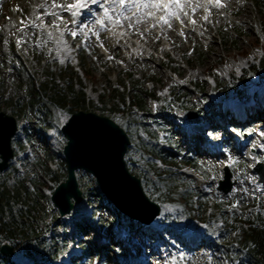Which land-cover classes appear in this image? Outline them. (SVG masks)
I'll use <instances>...</instances> for the list:
<instances>
[{
  "label": "rangeland",
  "instance_id": "obj_1",
  "mask_svg": "<svg viewBox=\"0 0 264 264\" xmlns=\"http://www.w3.org/2000/svg\"><path fill=\"white\" fill-rule=\"evenodd\" d=\"M72 1L4 0L0 3V110L14 115L19 121V129L12 140L15 158L9 168L0 172V180L11 187L20 179L34 193L33 197H37L38 193L42 195L39 202L49 215L53 212L59 218L67 219L66 235L61 225L53 226V231L59 239H66L67 249L74 256L82 252L81 244H88L90 258L88 261L80 258L77 261L79 264H132L135 256L145 257L151 264H234L237 234L233 231L225 234L222 222H215L214 219L211 227L189 220L183 228L185 220L181 217V223L174 221V224L155 220L149 226L138 227L136 223L130 233L114 223H110L107 230L102 229L103 223L99 226L89 215L99 210L95 217L104 223H109L110 218L115 216L94 176L87 171L78 172L81 188L85 186L90 192L82 199L83 207H77L78 211L72 216L60 217L57 209L48 202L52 192L49 186H53L54 182L46 174V164L54 170L65 169L63 147L66 138L59 124L65 122L68 111L54 106V122L42 132L38 128L43 122L42 114L35 107L28 106V92L32 83L43 90L50 74L57 78L55 85L51 86V80L50 87L47 86L48 94L54 92L53 86L58 90H67L71 85L77 90L82 84L89 106L100 104L99 95L109 87H118L127 96L133 95L134 83L140 88L154 90L160 98L157 102L148 100L151 112L143 115L137 109L125 108L123 117L141 120L151 130H158L160 145L165 149L168 144L163 137L167 134H171L174 143L181 146L182 154L186 148H192L190 154L197 159L198 169L182 164L180 154L177 159L182 167L177 170V175L189 180L195 190L208 191L203 198L206 200L205 210H212L215 199H223L229 217L233 213L238 216L252 214L256 207L250 206V203L264 192L263 186L249 184L257 180V175L251 171V164L264 162V86L254 91L248 85H235L238 93L223 100L211 93L199 94L193 83L204 82L208 91L212 92L215 79L233 82L232 75L242 73L249 63L263 55L261 15L264 0H223L225 7L222 8L200 0L204 6L196 10L195 16L189 13L182 21L186 27L184 31L178 28L179 21L174 18L170 20L169 27L161 22L160 25L155 24L156 19L144 21L146 18L141 17L139 24L133 19L130 27L129 21L123 20L125 25L108 26L110 30L107 32L100 30L98 23H92V29L79 30L85 22L66 12L55 16L50 14L55 11L57 3L67 5ZM102 2L108 4L109 0ZM45 3L50 5L41 11ZM96 5L92 10L99 13L100 4ZM185 5L194 7L196 0ZM209 9L212 10L210 15ZM157 14L154 12L152 16ZM18 16L23 17L25 24L17 22ZM126 16H134V13H126ZM193 20L195 23H192ZM114 29L116 35H113ZM96 31L102 36L95 35ZM71 32L77 35L73 37ZM121 33L128 41L126 44L116 38ZM63 43L68 45L66 49ZM199 47L203 50L202 58L195 53ZM244 50L246 54H242ZM81 54L84 55L83 68L89 76L81 67ZM245 59H248L246 66L238 71L235 63ZM225 66L229 70L223 77L221 70ZM200 74L209 77L210 81L201 79ZM175 85L183 87L187 93L192 92L185 99L189 109L201 111L204 115L197 122H188L192 119L184 121L176 105L171 109L166 107V101L172 96V90L171 95L169 91ZM18 101L24 104L25 114L17 113ZM162 106L166 108L160 109ZM225 116L236 118L242 130L230 129L225 138L222 134ZM204 128L208 134L202 132ZM142 134L144 141L152 143L147 135ZM229 143V147L226 146ZM131 152L134 153V149ZM243 160L248 163L247 168H244ZM225 163L231 166L235 183L228 195L219 192L217 197L218 181L223 177L221 167ZM138 164L134 161L136 167ZM175 207L161 205V210L170 212ZM80 218L85 227V234L82 235L75 227V220ZM163 227L168 229L164 231ZM146 230L156 238L147 237ZM183 232L186 235H182ZM45 234L48 237L50 231L43 228L42 235ZM101 235L106 238L102 240ZM127 245L131 247L127 248ZM116 255L122 256L123 261H117ZM62 261L69 264L67 254L63 255ZM135 263L139 264V261Z\"/></svg>",
  "mask_w": 264,
  "mask_h": 264
},
{
  "label": "trees",
  "instance_id": "obj_2",
  "mask_svg": "<svg viewBox=\"0 0 264 264\" xmlns=\"http://www.w3.org/2000/svg\"><path fill=\"white\" fill-rule=\"evenodd\" d=\"M262 5V4H261ZM262 26L264 30V4L262 5ZM197 57H203L202 47L195 51ZM246 54V51H242ZM81 67L85 75L89 76V72L84 69V55L79 56ZM57 76L49 75L48 82L43 85V90L32 83L28 92V106L36 108L42 114V124L38 128L44 132L48 126L54 122L52 108L59 107L67 109L68 116L79 110L94 111L101 115L109 116L123 125L124 129L129 133L131 145L127 152V164L131 172L136 174L142 180V184L149 197L161 205L171 204L176 206L175 210L170 212H161L160 220L167 221L169 224L176 222L181 223V217L185 220L183 227L188 225L189 220L203 222L211 227V221L222 222L224 233L236 232V263L234 264H264V204L263 195L250 203V206L256 207L252 214H244L238 216L233 213L229 217L227 209L224 207L223 199H215L212 210H205L206 200L199 195L198 191L192 187L189 180L177 175L180 161L177 155L182 154L181 147L174 143L172 135L168 134L164 138L171 150L175 149V153L168 152L160 146V138L157 133L151 130L144 122H137L134 118H124L123 111L125 108L137 109L144 112H149L147 106V97L159 99L154 90L140 88L137 83L133 85V95L127 96L119 91L118 87H109L99 95L100 104H87L84 87L82 84L79 89H74L70 85L67 90H58L53 86L54 92L47 93V86L50 87V81L56 83ZM71 79V78H70ZM233 82H225L221 79H215L216 84L212 92H209L206 84L195 82L197 92L202 95L211 93L219 99L226 100L235 96L238 90L235 85H248L254 91L264 86V49L263 55L257 58L255 62L248 64V67L242 73L232 75ZM68 86V85H67ZM60 89V88H59ZM43 91V92H41ZM192 95V92L187 93L183 87L175 85L172 88V96L166 101V107L171 109L174 105L182 112V117L186 119L184 112L189 110L186 96ZM110 104L109 106L107 104ZM17 109L19 114H25V106L21 101H18ZM120 113V114H119ZM123 113V114H122ZM201 111L196 119L190 122L198 121L201 118ZM231 127L236 130H242L236 121L228 122ZM61 124V123H60ZM227 124L223 126V135L227 137ZM142 131L150 137L152 143H148L141 137ZM207 134V129L202 130ZM132 153L131 151H133ZM191 149L185 151L181 158L182 164L198 169L197 159L191 157ZM136 154V156H134ZM161 161L162 165L157 163ZM64 161L63 170H52L46 165V174L57 185L67 177L66 162ZM134 161L138 162V166L134 165ZM244 168L246 162L242 161ZM177 167V170L171 167ZM246 170V169H245ZM182 174V173H179ZM49 186V185H48ZM53 189L52 186H49ZM83 196L88 197L90 192L87 187H82ZM33 192L29 191L27 186L18 179L14 185L10 187L4 180H0V245L8 242L14 248L12 257L0 254V264H64L62 261L63 254L69 255L71 264H77V259L74 255L69 254L66 239H59L54 227L61 225L64 235L67 232V219H61L53 212L49 215L44 206L39 202L41 194L33 197ZM197 195L198 197L195 198ZM103 196V195H102ZM33 197V198H32ZM32 200V201H31ZM31 201V202H30ZM48 202L51 203L50 198ZM81 207V204L77 207ZM74 209V211L76 210ZM113 215L117 217L120 224L122 217L115 208L111 207ZM95 210L94 212H97ZM95 213V215H96ZM72 214V213H71ZM94 213L90 216L99 226L104 222L100 218H96ZM114 220V217L111 218ZM123 226L131 229L132 222L125 218ZM75 226L79 234H85V227L82 220H76ZM52 225V227H50ZM107 225V224H104ZM106 227V226H105ZM43 228L51 230L52 241H48L42 235ZM164 230L168 227H164ZM62 241V244L60 242ZM84 255L89 256L90 252L86 244H82Z\"/></svg>",
  "mask_w": 264,
  "mask_h": 264
},
{
  "label": "water",
  "instance_id": "obj_3",
  "mask_svg": "<svg viewBox=\"0 0 264 264\" xmlns=\"http://www.w3.org/2000/svg\"><path fill=\"white\" fill-rule=\"evenodd\" d=\"M188 118L197 117L196 110H186ZM13 115L0 111V171L9 166L14 157L12 138L17 132ZM66 138L63 156L67 177L52 192L50 200L61 217L69 214L75 203L83 199L77 172L92 174L102 194L122 214L143 224H150L161 212V205L145 192L142 181L127 166L125 155L131 141L125 129L114 119L93 111L79 110L62 125ZM258 183L264 185V162L254 167ZM229 166L219 180L218 190L227 194L234 181ZM219 195V193H217ZM0 254L11 257L14 248L8 242L0 245Z\"/></svg>",
  "mask_w": 264,
  "mask_h": 264
},
{
  "label": "snow or ice",
  "instance_id": "obj_4",
  "mask_svg": "<svg viewBox=\"0 0 264 264\" xmlns=\"http://www.w3.org/2000/svg\"><path fill=\"white\" fill-rule=\"evenodd\" d=\"M91 2L98 3L100 7L103 8V17L98 19L96 23L99 24L100 30L107 32L110 30L108 24L113 26L122 25L123 20H128L129 26L131 27V21L133 19H135L136 24H139L141 22V17L146 18L152 16L154 12L165 13L166 15L152 16V18L171 27V19H179L180 14L188 16V12L185 11V4H191L192 0H110V6H105L100 0H91ZM206 2L208 5H214L217 8L225 7L223 0H206ZM87 3L88 0H75V2L67 5L54 6L64 7L66 10L73 11V15H75L74 9L83 8ZM117 6L120 8L118 12L115 11ZM202 6L204 5L200 4V0H196V6L192 7V12L194 13ZM126 13H134V16H126ZM50 14L53 16L56 15L55 12ZM204 19L207 20L208 17L205 16ZM192 23H195V21L193 20ZM155 26L156 25H153V27ZM94 34L99 35V31H96ZM115 34L116 33H113V35ZM71 35L75 37L77 33L71 32Z\"/></svg>",
  "mask_w": 264,
  "mask_h": 264
},
{
  "label": "bare ground",
  "instance_id": "obj_5",
  "mask_svg": "<svg viewBox=\"0 0 264 264\" xmlns=\"http://www.w3.org/2000/svg\"><path fill=\"white\" fill-rule=\"evenodd\" d=\"M50 2H52V0ZM73 2H75V1L73 0ZM100 2H102V0H100ZM49 5H50V3L49 4L48 3H45L40 8L41 11H44ZM56 5H62V4L57 3ZM95 5H96V3H92L91 0H88V3L85 5V7H83L80 11H75V13H76L75 15H73V11H69V10H66L64 7H57V6H54V7H56L54 12L56 14H60L62 12H66V13L72 14V16L76 17L78 21H80V22H83L84 21L85 22V25L83 27H81V29H79V30L85 29L87 27H90V29H92L93 28L92 23H95L96 24V19L103 17L102 14H98V12H95V10L94 11L92 10V8L95 7ZM105 6H110V0H109V3L108 4L107 3L105 4ZM98 7L101 8L100 6H98ZM101 9H103V8H101ZM89 11H92V14ZM115 11L118 12L119 10L117 9ZM185 11H188V14L190 13L191 16H195V12L196 11L194 13L192 12V6L191 5H185ZM211 11L212 10H210V9L208 10L209 15H210ZM42 15H44V14H42ZM91 15H93V17H90V19H88L89 17L87 18V16H91ZM160 15H162V13H159L156 16H160ZM180 18H181V21H185L186 20V18L184 16H180ZM151 19H152V16H149V17H146V19L144 21H151ZM181 21H179L177 24L183 23ZM247 23H248V25L250 24V22H247ZM155 24L160 25V23H158L157 21H156ZM122 25H125V22L124 21L122 22ZM122 25H117V26H122ZM108 26H111V24H108ZM12 28H14L13 25H12ZM111 28H115V26H112ZM196 30H198V29H196ZM113 32L116 33L115 29L113 30ZM100 35L102 36V34H100ZM116 38H117V40H122L123 44H126L128 42L127 39L126 38H123V36L121 34L119 36H116ZM67 46H68L67 44L63 43L64 49H66ZM247 60L248 59H245V60L241 61V63H237V64L235 63L234 67L238 71L242 70L246 66ZM226 70H229V67L228 66H225L224 69L221 70L222 71L221 73H223L222 75H224V73H225ZM223 77H226V76L224 75ZM200 78L201 79H204V80H207V81H210V78L207 77V76H205L204 74H200Z\"/></svg>",
  "mask_w": 264,
  "mask_h": 264
}]
</instances>
